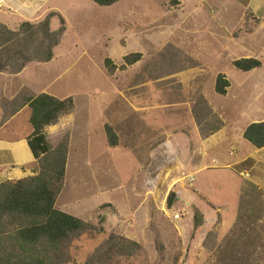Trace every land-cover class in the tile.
<instances>
[{
  "label": "rangeland",
  "instance_id": "1",
  "mask_svg": "<svg viewBox=\"0 0 264 264\" xmlns=\"http://www.w3.org/2000/svg\"><path fill=\"white\" fill-rule=\"evenodd\" d=\"M51 13L50 29L64 27L52 59L0 72V138L32 131L28 106L12 113L18 97L73 99L44 129L51 148L68 136L55 207L89 225L69 244V264L97 257L110 234L139 250L106 264H264V149L252 153L241 134L264 121V0H0L11 30ZM249 57L261 67L232 65ZM219 73L226 95L214 91Z\"/></svg>",
  "mask_w": 264,
  "mask_h": 264
},
{
  "label": "trees",
  "instance_id": "2",
  "mask_svg": "<svg viewBox=\"0 0 264 264\" xmlns=\"http://www.w3.org/2000/svg\"><path fill=\"white\" fill-rule=\"evenodd\" d=\"M91 1L98 6H110L118 0ZM51 16L52 13L35 25L24 21L17 30L0 23V72L18 73L31 61L48 62L52 59L64 27L51 30ZM140 56L137 52L130 53L123 61L129 65L138 61ZM104 65L110 71L115 68L109 58L105 59ZM232 65L241 71H250L261 67V61L252 57L240 58L233 60ZM228 87L229 81L219 73L214 91L226 95ZM24 106L30 110L28 122L32 129L25 140L37 162V169L32 175L0 183V264H69V244L89 225L55 207L65 178L68 136L51 148L44 129L73 110V99L57 98L45 92L26 94L15 101L12 113ZM212 117L215 118L214 114ZM215 130H219V126ZM105 134L108 144L116 146L117 137L108 125ZM242 136L255 148H263L264 121L248 124ZM175 198L176 194L170 192L166 205L171 207ZM137 250L139 245L135 241L110 234L97 257L94 252L87 264H106L116 255H130Z\"/></svg>",
  "mask_w": 264,
  "mask_h": 264
},
{
  "label": "crops",
  "instance_id": "3",
  "mask_svg": "<svg viewBox=\"0 0 264 264\" xmlns=\"http://www.w3.org/2000/svg\"><path fill=\"white\" fill-rule=\"evenodd\" d=\"M253 122L254 121L250 123ZM159 123L161 124V119L159 120ZM244 129L242 130L241 134H243ZM218 133L221 134L222 137L227 135L228 131L224 123L222 127L218 130ZM182 134L185 133L182 132ZM263 149L264 147L260 149L254 147L252 153L258 152ZM125 151L130 152V155L133 156V152L130 149H126ZM3 155L5 157H2ZM34 162L35 160L31 155L25 138H0V176H2V178H0V183L5 180H13L14 178L19 179L33 174L34 167L30 169L29 166L32 165ZM22 171L23 173H25L24 176H20L18 173Z\"/></svg>",
  "mask_w": 264,
  "mask_h": 264
}]
</instances>
